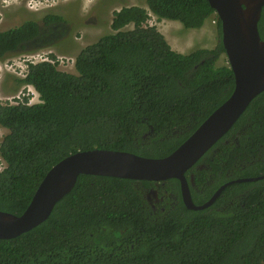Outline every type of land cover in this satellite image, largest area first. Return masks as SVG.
<instances>
[{
  "label": "trees",
  "instance_id": "16d2710c",
  "mask_svg": "<svg viewBox=\"0 0 264 264\" xmlns=\"http://www.w3.org/2000/svg\"><path fill=\"white\" fill-rule=\"evenodd\" d=\"M149 9L114 13V33L82 49L75 74L56 63L29 64L20 84L40 102L0 104V211L22 215L60 161L95 148L165 158L232 96L235 76L216 63L225 52H175L150 12L201 29L215 10L208 0H144ZM55 7V6H54ZM63 21L48 15L45 24ZM208 22V21H207ZM134 24V30L122 31ZM217 28L222 35V24ZM40 22L0 32V60L27 51ZM264 39V8L259 22ZM43 32V31H42ZM55 60V56H50ZM194 176V182L191 177ZM264 176V92L233 128L186 173L203 205L224 185ZM157 186L163 201L147 198ZM0 264H264V179L228 184L205 210L184 204L181 183L80 175L51 216L14 239L0 240Z\"/></svg>",
  "mask_w": 264,
  "mask_h": 264
},
{
  "label": "water",
  "instance_id": "95a60500",
  "mask_svg": "<svg viewBox=\"0 0 264 264\" xmlns=\"http://www.w3.org/2000/svg\"><path fill=\"white\" fill-rule=\"evenodd\" d=\"M208 1L221 21L223 45L235 76V89L229 100L165 158H147L99 148L78 151L66 157L47 173L22 215L0 211V240L17 238L44 223L56 205L72 191L80 175L148 181L157 185L178 179L184 204L195 211L212 206L230 183L264 179L261 176L230 182L203 205H196L192 198L186 173L235 125L251 102L264 92V40L259 32L264 0ZM191 178L193 183L194 176ZM152 195L156 198L157 190H150L147 195L149 201Z\"/></svg>",
  "mask_w": 264,
  "mask_h": 264
},
{
  "label": "rangeland",
  "instance_id": "374dc122",
  "mask_svg": "<svg viewBox=\"0 0 264 264\" xmlns=\"http://www.w3.org/2000/svg\"><path fill=\"white\" fill-rule=\"evenodd\" d=\"M49 1L53 0L43 3L49 4ZM132 6L146 7L147 4L144 0H57L53 5H43L39 10H33L23 4L22 0H0V32L17 28L28 20L40 22L45 29L48 27L45 24L48 15L63 18L62 25L56 29L59 38L57 41L52 40L53 44L46 48L20 51L0 60V102L4 105H15L26 100L29 104L39 103L40 95L35 89L19 82L26 77L28 61L39 63L52 54L56 57L54 62L61 71L75 72L76 58L82 49L97 42L100 37L114 33L111 27L114 13L123 7ZM51 7L54 8L49 9ZM149 24L157 26L164 35L167 34V40L180 53L186 54L196 49L214 50L218 45L217 19L216 23L209 19L201 30L189 34V30L180 31L183 26L179 22L158 21L152 16ZM126 30H132V26H128ZM222 64L228 66L225 55L219 65ZM0 132L2 135L9 133L1 128Z\"/></svg>",
  "mask_w": 264,
  "mask_h": 264
},
{
  "label": "clouds",
  "instance_id": "9594fccd",
  "mask_svg": "<svg viewBox=\"0 0 264 264\" xmlns=\"http://www.w3.org/2000/svg\"><path fill=\"white\" fill-rule=\"evenodd\" d=\"M4 5H5V2H4ZM26 6H27V5H26ZM27 7L30 8V7H32V5H31V6H27ZM55 7H56V6H55ZM140 7H141V6H140ZM52 8H54V7H51V8H49V9H52ZM142 8L149 9L148 6H146V7H142ZM56 16H57V15H56ZM152 16H154V18H155L156 20L158 19V21H161V20H167V19H160V18H159L158 16H156L154 13L150 12V19H149L146 23H144V24L142 25V28L147 29L148 27H153L152 25L149 24V21L151 20V17H152ZM209 19H210V20L213 19V22H215V23H216V19H217V23H218V19H219V17H218V15H217L216 11H215V14L211 15V16L206 20V22H205L206 24H207V21L209 22ZM219 20H220V19H219ZM112 21H113V20H112ZM169 21H173V20H169ZM175 22H179V21H175ZM179 23H180V22H179ZM147 24H148L149 26H148ZM180 24L182 25V23H180ZM128 26H132V30H134V24H131V25H128ZM128 26H126L124 29H122V31H131V30H126V28H127ZM182 26H183V25H182ZM204 26H205V24H204ZM204 26H203V27H204ZM111 27H112V25H111ZM155 27H157V26H155ZM203 27H202V28H203ZM202 28H201V29H202ZM157 29H158V27H157ZM201 29H199V30H201ZM208 29H209V28H208ZM185 30H186V29H184V26L181 27V29H180L181 32H183V31H185ZM158 31H159V32L165 37V39L167 40V38H166V37H167V34L164 35L159 29H158ZM189 31H190V32H187L188 34L191 33L192 31H197V30H189ZM259 32H260V31H259ZM260 36H261V34H260ZM261 39L264 40V39L262 38V36H261ZM167 42L169 43V45L171 46V48L174 50V48L172 47L171 42H169L168 40H167ZM221 42H222V44H223V41H222V35L220 36L219 31H218V45H217V47L220 45ZM217 47H216L214 50H210V49H202V50L215 51V50L217 49ZM223 47H224V45H223ZM224 49H225V48H224ZM198 50H199V49H198ZM174 51L177 52V53H180V52H178V51H176V50H174ZM180 54H184V53H180ZM186 54H188V53H186ZM51 55H52V54H51ZM51 55H49V57H48L49 60L51 59L50 61H41V62H49V63L54 64V63H55L54 61L56 60V57H55V60H54V59H52V58L50 57ZM223 55H225V59L227 58L228 66H226V65H224V64L219 65V64L222 62V56H223ZM41 62H39V63H41ZM29 64H31V63H29ZM29 64H28V65H29ZM36 64H38V63H36ZM28 65H27V66H28ZM216 65H217L218 68H221V67H222V68H224V67H226V68H227V67H228V68H231L230 60H229V57H228L226 51H225L224 53L221 54V56L219 57V59H218ZM231 70H232V69H231ZM64 72H65V71H64ZM67 72H68V73H71V74H75V73H76V70H75V72H70V71H67ZM234 89H235V88H234ZM233 92H234V91H233ZM0 104H3V103L0 102ZM18 104H19V103H18ZM3 105H4V104H3ZM5 105H6V104H5ZM15 105H17V104H15ZM214 112H215V111H214ZM214 112H213V113H214ZM213 113H212V114H213ZM212 114H211V115H212ZM211 115H210V116H211ZM210 116H209V117H210ZM209 117H208V118H209ZM208 118H207V119H208ZM207 119H206V120H207ZM206 120H205V121H206ZM0 128H1V129H5L4 127H1V126H0ZM198 128H199V127H198ZM232 128H233V127H232ZM232 128H231V129H232ZM231 129H230V130H231ZM5 130H7V129H5ZM230 130H229V131H230ZM7 131H8V130H7ZM229 131H228V132H229ZM8 132H9V131H8ZM228 132H227V133H228ZM9 133H10V132H9ZM9 133H8L7 135H9ZM227 133H226V134H227ZM226 134H225V135H226ZM7 135H2V133L0 132V145H1V143L3 142V140L7 137ZM225 135H224V136H225ZM224 136H223V137H224ZM223 137H222V138H223ZM222 138H221V139H222ZM3 160H4V159L0 156V161L2 162ZM4 161H5V160H4ZM5 163H6V161H5ZM6 164H7V163H6Z\"/></svg>",
  "mask_w": 264,
  "mask_h": 264
},
{
  "label": "flooded vegetation",
  "instance_id": "af4514ba",
  "mask_svg": "<svg viewBox=\"0 0 264 264\" xmlns=\"http://www.w3.org/2000/svg\"><path fill=\"white\" fill-rule=\"evenodd\" d=\"M62 25L61 22L55 23V24H50L48 25L47 28H43L40 35L42 37H37L33 39L31 42L26 43L27 49H40V48H46L49 45L53 44L54 42L52 40L57 41V38H59L58 34L56 35V29ZM59 29V28H58ZM33 45V47H31ZM7 129V128H5ZM9 131V129H7ZM10 132V131H9ZM153 189H157V186L152 187ZM153 195L151 196V198ZM152 200V199H151ZM150 200V201H151ZM164 197H161L158 195L156 198H154L155 204H158L160 201H163Z\"/></svg>",
  "mask_w": 264,
  "mask_h": 264
},
{
  "label": "bare ground",
  "instance_id": "6f19581e",
  "mask_svg": "<svg viewBox=\"0 0 264 264\" xmlns=\"http://www.w3.org/2000/svg\"><path fill=\"white\" fill-rule=\"evenodd\" d=\"M46 0H22V3L23 4H26L27 6H31L34 4L33 7H31L33 10H39L40 7H42L43 5H46V6H49V5H53L56 3L55 0H53L52 2L49 1V4H46V3H43L45 2ZM10 6H11V3H10Z\"/></svg>",
  "mask_w": 264,
  "mask_h": 264
},
{
  "label": "built area",
  "instance_id": "2783aa9c",
  "mask_svg": "<svg viewBox=\"0 0 264 264\" xmlns=\"http://www.w3.org/2000/svg\"><path fill=\"white\" fill-rule=\"evenodd\" d=\"M33 5H34V4H33ZM33 5H32V6H33ZM44 61H50V60H49L48 57H47V59L44 60ZM28 63L36 64L37 62L32 61V60H29ZM6 168H7V164H6L5 161L3 160L2 163H0V173L3 172Z\"/></svg>",
  "mask_w": 264,
  "mask_h": 264
}]
</instances>
